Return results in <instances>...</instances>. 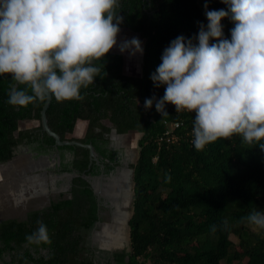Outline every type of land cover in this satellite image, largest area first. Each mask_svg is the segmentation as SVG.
Returning <instances> with one entry per match:
<instances>
[{"label":"trees","instance_id":"obj_1","mask_svg":"<svg viewBox=\"0 0 264 264\" xmlns=\"http://www.w3.org/2000/svg\"><path fill=\"white\" fill-rule=\"evenodd\" d=\"M204 4L205 0H119L117 12L124 18L120 27L145 38L141 74L125 73L123 53L111 49L94 83L80 89L82 98L57 100L53 95L47 109L48 123L62 139L92 143L102 158L112 159L116 153L107 146L113 128L141 133L138 158L131 166L130 249L100 250L92 244L100 215L97 194L82 173H98L100 168L93 162L88 169L89 149L64 145L59 147L62 160L65 151L74 154L69 163L63 162L64 169L70 170L71 164L80 172L72 181L71 196L62 194L25 219L0 221V264H264V229L241 221L253 210L264 212V151L257 143H241L239 135L198 151L192 143L194 112L177 113L174 105L166 104L168 115L162 116L155 102L150 109L144 107L146 98L164 95L166 86L157 88L150 79L163 50L179 35L198 34V21L207 25ZM219 9L227 10V5L209 0L208 10ZM221 24L230 39L233 22L225 17ZM15 83L10 74L0 75V164L10 161L20 146L39 153L55 146L54 137L42 129L45 100L24 107L7 103ZM80 119L88 121L84 136L69 137ZM26 120L38 124L20 128ZM170 136L174 138L168 140ZM38 222L47 226L50 243L28 239Z\"/></svg>","mask_w":264,"mask_h":264},{"label":"clouds","instance_id":"obj_2","mask_svg":"<svg viewBox=\"0 0 264 264\" xmlns=\"http://www.w3.org/2000/svg\"><path fill=\"white\" fill-rule=\"evenodd\" d=\"M208 2L207 25L198 21V34L179 35L163 50L150 79L157 88L166 86L164 95L146 98L144 107L155 102L162 116L168 115L166 104L177 113L194 112L192 143L198 151L234 135L264 151V0H222L227 10H208ZM118 8L119 0H0V75L16 82L7 103L24 107L49 94L82 98L80 89L94 83L104 69L102 58L117 46L124 20ZM225 17L234 24L230 39L221 24ZM119 51L135 56L144 49L132 37L120 41ZM241 221L264 229V212L253 210ZM33 237L50 243L43 222L28 239Z\"/></svg>","mask_w":264,"mask_h":264},{"label":"flooded vegetation","instance_id":"obj_3","mask_svg":"<svg viewBox=\"0 0 264 264\" xmlns=\"http://www.w3.org/2000/svg\"><path fill=\"white\" fill-rule=\"evenodd\" d=\"M121 134H124V133H118L117 132V134H115V135H121ZM115 135L112 134V131L110 132L109 143L107 145L109 149L116 151L114 157L112 159H109L107 157L102 158V156L99 155L101 163L104 164V168L101 165L96 164L100 168L98 173L93 172V170L88 172V173H85V172L82 173V175L89 180V182H90V184L93 187L94 192H95V188H94L93 183L95 182L98 185H100L99 176L102 174V172H104L106 175V178L104 179L103 184L100 186L102 187V191L107 196H109V192L113 190L117 181H124V182L126 181L124 179L125 174L124 175L121 174V176H118L117 170L120 169L122 171V173H125V172H123V167H125V165H126L125 162L128 161V154H127V152H125L120 147L119 142L117 140H115V138H114ZM33 152L38 154L39 156H49V159H54L55 163L44 165L41 168L39 167V168H37L36 172H33L34 174L37 173L38 175L40 173L42 177L40 180L41 183H38L36 185L37 189L31 190L32 191L31 198H34V197L39 198V199L44 198L45 204L44 205L42 204V207H44V206L50 204L52 200L59 199L62 196V194H64V197L71 196L72 181L76 176L73 177V179L71 181V187L68 188L67 187L68 183H70L68 174L72 173L74 171L78 172L79 174H80V172L76 169H71V167H72L71 164L67 165V168L70 170L64 169L66 166L63 164V162L69 163V161H71L73 159L74 154L70 151H65V157H64V160H62L63 151L59 148H56L55 146L51 151H48V152H44V153H39L38 151H33ZM107 164H109L110 167L107 168ZM91 166H92V164H91ZM91 166H88V169H91ZM131 166H132V164H130V167ZM28 168H29V166H28ZM34 168L35 167L30 168V170L33 171ZM30 170L28 169V171H30ZM97 201H98V212L100 215L99 220L104 222L109 218L108 220H111V222H112L113 216L115 215L116 206L110 205L111 199H108L105 197H101V199H99L97 196ZM42 207H39V208H42ZM39 208H36L33 206L26 213L25 218L27 217V215L30 211L35 210V209H39ZM9 218H17V217H9ZM25 218H23V219H25ZM6 219H8V218H6ZM19 219H22V218H19ZM101 226H102V224L96 223V226L94 227V229L96 228V229L101 230ZM94 229L91 233L92 244L97 245L100 250H102V249L112 250V249H116V248L126 247L125 245H123V246L120 245V247L119 246H112V248L103 247L101 245V242L98 239L93 238Z\"/></svg>","mask_w":264,"mask_h":264},{"label":"rangeland","instance_id":"obj_4","mask_svg":"<svg viewBox=\"0 0 264 264\" xmlns=\"http://www.w3.org/2000/svg\"><path fill=\"white\" fill-rule=\"evenodd\" d=\"M121 31L118 35V43L117 46L113 47V51L115 52H120L119 51V43L120 41L124 40L125 38L127 39H131L132 37H138L141 41H142V46L144 49V44H145V38H143L138 32H134L131 31L130 29L127 28H123L120 27ZM124 58H125V64H124V72H127V69L130 67H137V71L139 73V75L141 74V67H142V57L143 54H139L137 53L135 56H130L127 52L123 53ZM139 64V65H138ZM128 65V66H127ZM138 65V66H137ZM30 120H26V121H22L20 123V126H26V125H35L38 124L37 120H33V122H28ZM108 125H111V123L106 120L105 121ZM29 123V124H27ZM72 135V133L70 134ZM69 135V136H70ZM141 133L137 132V131H130L121 135H115L114 138L115 140H117L119 142L120 147L127 152L128 154V161L130 164H134L138 158V154H139V148H138V138L140 137ZM82 136H84V134H82ZM19 149V148H18ZM42 158V167L44 165L47 164H54L55 160L54 159H49V156H41ZM38 161V160H37ZM28 162L26 161L24 155L22 154L21 150H17L15 156L8 162L2 163L0 164V167L4 165V167H1V175L4 176V178H7L8 175L13 171V170H18L19 174H13L14 179H20V176L22 175V171H27L28 169ZM7 176V177H6ZM23 176V175H22ZM132 185V190L130 192V196L129 198H127L128 203L126 204L127 206L124 208L125 210L128 211V218L131 217L132 214V209H133V181L131 183ZM4 190L0 189V217H7V216H11L14 214H18L19 211L22 212L23 211V207H16V209L13 211V205L11 204H3V199L6 197L5 194H3ZM3 194V195H2ZM2 204V205H1ZM36 204H31V207L35 206ZM109 219V218H108ZM106 220L104 221V225L102 224L101 226V231L104 230V228L106 229V225L108 226V223H112L111 220ZM112 225V224H111ZM258 229V228H257ZM258 230H263V229H258ZM100 231V232H101ZM99 232V236L101 241L103 242L104 236L101 235ZM124 235L126 236L125 238V242L122 245H125L126 247H128V249H130V229H129V224L126 223L124 225ZM233 239H236L235 237H233ZM103 245V244H102ZM121 245V244H120Z\"/></svg>","mask_w":264,"mask_h":264},{"label":"crops","instance_id":"obj_5","mask_svg":"<svg viewBox=\"0 0 264 264\" xmlns=\"http://www.w3.org/2000/svg\"><path fill=\"white\" fill-rule=\"evenodd\" d=\"M127 74H131V75H139L138 71H137V67H130L127 69V72H125ZM31 122H33V120H30ZM28 121V122H30ZM30 122V123H31ZM29 124V123H27ZM34 125H26L20 128H30ZM88 126V121L86 120H78L76 128L74 129V132L72 133V135H70L69 137H81L82 134H85L86 129ZM18 150H21L22 154L24 155L26 161L29 163V170L32 167H35L33 171H22V175L20 176V179H14L13 174H19L18 170H13L7 178H4V176L1 175L2 171L0 169V189L4 190L3 194L6 195V197L3 199V204H11L13 205V211L16 209V207H23V211L20 212L18 214H14L11 216H7V217H0V221L9 217H17V218H25L26 213L32 208L31 204H36L34 207L39 208L42 207V204H45V199L44 198H31L32 196V189H37L36 185L38 183H41V174L39 173V175L36 173L34 174L33 172H36L37 168H41L42 167V157L39 156L38 154L34 153L32 151V149L30 147L27 146H20ZM38 160V161H37ZM1 167H4L1 166ZM0 167V168H1ZM40 170V169H39ZM32 185V186H31ZM2 194V195H3ZM2 196H0L1 199ZM2 205V204H1ZM3 210V209H0ZM1 212V211H0Z\"/></svg>","mask_w":264,"mask_h":264},{"label":"water","instance_id":"obj_6","mask_svg":"<svg viewBox=\"0 0 264 264\" xmlns=\"http://www.w3.org/2000/svg\"><path fill=\"white\" fill-rule=\"evenodd\" d=\"M52 97H53V95H51V94L48 95V97L45 99L44 105H43L42 110H41V124H42L43 131L47 132L50 136L54 137L56 148H59L60 146H64V145H78V146H82V147L89 149V157H90L89 166H91L92 162L94 161L96 164L101 165L104 168V164L101 163L99 153L92 143H85V142H82V141L77 140V139H69V138L68 139H62L61 136L50 127V125L48 123L47 109H48V107L52 101ZM112 134L113 135L117 134L116 128L112 129ZM125 163H126V165H125V167H123V172H125V173H122V171L119 169V170H117V175L121 176V174H123V175L125 174L124 175L125 176L124 179L126 180L125 184H126V188L128 187V191H129L128 195L130 196V192L132 190L131 183L133 181L134 168L130 167L129 161H126ZM68 175H69V182L70 183H68L67 187L70 188L71 187V181H72L73 177L79 175V173L74 171L72 173H69ZM99 178H100V185H102L104 179L106 178L105 173L102 172V174L99 176ZM118 182H121V181H117V183ZM93 184H94V188H95V193L97 194L99 199H101V197L111 199L110 205L116 206V209H115V214H116V212L118 210V204L116 201H119L121 198L118 194L115 193L116 187L114 186L113 190L109 192V196H107L102 191V187L100 185H98L95 182ZM133 192H134V190H133ZM129 196H126V198H128ZM127 203H128V200H127ZM126 206H127L126 204L121 206V209H123V211H125V215L127 214L126 215V223H128L130 218H128V211L124 209ZM97 224H103L104 225L105 223L103 221L99 220L97 222ZM111 224H113L114 226L117 225V220L115 219V215L113 216L112 223H108V226H110ZM100 231L101 230L95 228L94 232H93L94 233L93 238L98 239L102 245V241H101L100 236H99ZM102 246L108 247V248H112V246H119L120 247V245H111V246L102 245ZM121 246H123V245H121Z\"/></svg>","mask_w":264,"mask_h":264},{"label":"bare ground","instance_id":"obj_7","mask_svg":"<svg viewBox=\"0 0 264 264\" xmlns=\"http://www.w3.org/2000/svg\"><path fill=\"white\" fill-rule=\"evenodd\" d=\"M115 187H116L115 193L121 197L119 201H116L118 204V210L115 214L117 225L115 226L113 224L110 226L106 225V229L104 228V230L100 232V234L104 236L102 244L105 246L120 245V244L122 245L124 244L126 238V236L124 235V225L126 224L127 214L125 215V211L121 209V206L127 204L126 196H129L128 195L129 191H128V187L126 188V184L124 181L118 183L116 182Z\"/></svg>","mask_w":264,"mask_h":264},{"label":"built area","instance_id":"obj_8","mask_svg":"<svg viewBox=\"0 0 264 264\" xmlns=\"http://www.w3.org/2000/svg\"><path fill=\"white\" fill-rule=\"evenodd\" d=\"M174 125H175V126H178V125H179V122H176ZM169 132H170V131H167V133H169ZM171 138H174V136L167 137L168 140H170Z\"/></svg>","mask_w":264,"mask_h":264}]
</instances>
